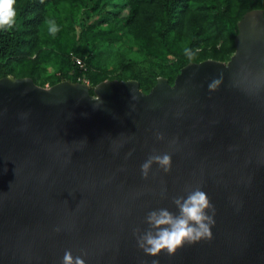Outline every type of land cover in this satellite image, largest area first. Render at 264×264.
Returning <instances> with one entry per match:
<instances>
[{"label": "water", "instance_id": "water-1", "mask_svg": "<svg viewBox=\"0 0 264 264\" xmlns=\"http://www.w3.org/2000/svg\"><path fill=\"white\" fill-rule=\"evenodd\" d=\"M235 45L230 60L190 62L148 93L136 79L91 93L1 77L0 264H61L66 250L85 264H264L263 9L239 20ZM153 150L171 154V171L153 164L145 179ZM196 186L216 209L212 238L146 255L133 229L151 210L177 212L172 197Z\"/></svg>", "mask_w": 264, "mask_h": 264}, {"label": "trees", "instance_id": "trees-1", "mask_svg": "<svg viewBox=\"0 0 264 264\" xmlns=\"http://www.w3.org/2000/svg\"><path fill=\"white\" fill-rule=\"evenodd\" d=\"M15 7L16 26L0 30V78L29 76L41 86L86 79L91 93L107 79H136L148 93L160 76L173 84L190 62L230 60L239 20L264 10V0H16ZM46 19L58 24L55 37Z\"/></svg>", "mask_w": 264, "mask_h": 264}, {"label": "clouds", "instance_id": "clouds-1", "mask_svg": "<svg viewBox=\"0 0 264 264\" xmlns=\"http://www.w3.org/2000/svg\"><path fill=\"white\" fill-rule=\"evenodd\" d=\"M16 0H0V30H11L17 23ZM48 34L52 37L59 32V26L54 19L44 21ZM184 53L189 59L193 53L185 49ZM222 79V78H221ZM220 84L219 79H213L209 83L210 91H215ZM99 99V97H94ZM157 140H164V134L157 131ZM175 143V140L170 141ZM131 155V152L128 153ZM156 164L164 173L171 171L172 157L170 153L159 154L153 150L146 161L141 165V175L147 179ZM165 195L162 190L161 196ZM172 202L177 212L173 213L167 208H157L149 211L145 216L147 228L141 230L139 227L133 229L137 247L146 255L158 256L162 251L168 255H174L177 250L185 244L191 245L200 240H210L212 238L211 228L215 224V206L211 203L206 192L199 186L187 190L186 196H174ZM61 229L57 227L55 231ZM82 251V255L87 253ZM61 264H85L82 256H73L71 250H66ZM152 264H159L158 260H153Z\"/></svg>", "mask_w": 264, "mask_h": 264}, {"label": "built area", "instance_id": "built-area-1", "mask_svg": "<svg viewBox=\"0 0 264 264\" xmlns=\"http://www.w3.org/2000/svg\"><path fill=\"white\" fill-rule=\"evenodd\" d=\"M73 59L76 61V63L80 66V68L83 71L87 70V64H86V62H85V60L83 58L73 55ZM79 82L89 83V81L86 80V79H82Z\"/></svg>", "mask_w": 264, "mask_h": 264}, {"label": "rangeland", "instance_id": "rangeland-1", "mask_svg": "<svg viewBox=\"0 0 264 264\" xmlns=\"http://www.w3.org/2000/svg\"><path fill=\"white\" fill-rule=\"evenodd\" d=\"M127 13V11H125L124 13H123V15H125ZM118 46H119V44H117ZM49 70H48V72H46L45 73V77L46 78H51L52 77V75L54 74L53 72H54V69L50 66L49 68H48ZM51 72V73H50ZM110 76H115V74H112V75H110ZM90 86H91V84L90 83H88ZM45 86H50V84H49V82H47L46 84H45Z\"/></svg>", "mask_w": 264, "mask_h": 264}]
</instances>
